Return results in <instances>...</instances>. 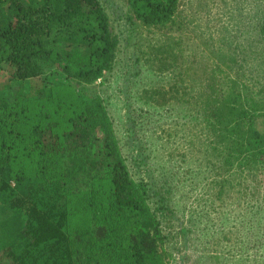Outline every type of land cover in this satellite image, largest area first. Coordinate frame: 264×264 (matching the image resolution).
Returning <instances> with one entry per match:
<instances>
[{"label":"trees","instance_id":"16d2710c","mask_svg":"<svg viewBox=\"0 0 264 264\" xmlns=\"http://www.w3.org/2000/svg\"><path fill=\"white\" fill-rule=\"evenodd\" d=\"M181 1L128 4L143 25L163 29L175 24ZM164 46L166 59L176 57ZM118 48L100 0H0V69L13 70L15 86L0 90V107L22 106L18 120L30 124L25 175L13 179L11 157L0 152V264H165L157 214L133 181L104 102L90 94ZM216 70L206 105L211 150L231 171L254 172L264 166V133L244 103L256 102L246 92L258 94ZM75 198L82 222L70 230Z\"/></svg>","mask_w":264,"mask_h":264},{"label":"rangeland","instance_id":"374dc122","mask_svg":"<svg viewBox=\"0 0 264 264\" xmlns=\"http://www.w3.org/2000/svg\"><path fill=\"white\" fill-rule=\"evenodd\" d=\"M100 2L119 48L90 94L104 102L133 181L157 214L165 264L180 257L192 264H264V166L231 171L211 150L206 118L217 67L220 80L239 77L258 94L246 92L256 102L244 106L264 133V0H182L175 24L163 29L138 21L128 0ZM165 44L176 57L166 59ZM12 71L0 69L1 91L8 85L14 91ZM16 105L0 107V126L6 125L0 152L11 157L13 179L29 165L30 124L21 125L23 107ZM68 211L70 230L78 228L80 201L71 200Z\"/></svg>","mask_w":264,"mask_h":264},{"label":"flooded vegetation","instance_id":"af4514ba","mask_svg":"<svg viewBox=\"0 0 264 264\" xmlns=\"http://www.w3.org/2000/svg\"><path fill=\"white\" fill-rule=\"evenodd\" d=\"M186 261L187 260L184 257H180L178 264H192V263H187Z\"/></svg>","mask_w":264,"mask_h":264}]
</instances>
